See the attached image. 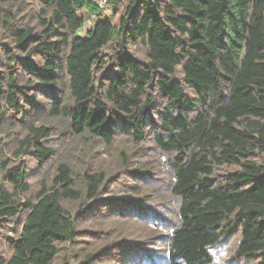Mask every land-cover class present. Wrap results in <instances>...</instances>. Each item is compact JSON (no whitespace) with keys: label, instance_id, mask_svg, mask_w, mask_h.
I'll list each match as a JSON object with an SVG mask.
<instances>
[{"label":"trees","instance_id":"16d2710c","mask_svg":"<svg viewBox=\"0 0 264 264\" xmlns=\"http://www.w3.org/2000/svg\"><path fill=\"white\" fill-rule=\"evenodd\" d=\"M95 1L0 0V264H264V0Z\"/></svg>","mask_w":264,"mask_h":264},{"label":"rangeland","instance_id":"374dc122","mask_svg":"<svg viewBox=\"0 0 264 264\" xmlns=\"http://www.w3.org/2000/svg\"><path fill=\"white\" fill-rule=\"evenodd\" d=\"M80 12L85 16V23L81 29L77 30V37H84L87 34L86 31L91 29L92 26L96 25V23H98L99 21H105L107 19V17H105L104 15L97 16L96 14L100 13L99 11H95V13L90 15L88 10L86 8H83Z\"/></svg>","mask_w":264,"mask_h":264},{"label":"built area","instance_id":"2783aa9c","mask_svg":"<svg viewBox=\"0 0 264 264\" xmlns=\"http://www.w3.org/2000/svg\"><path fill=\"white\" fill-rule=\"evenodd\" d=\"M109 2L110 0H96L95 5L97 10L105 15H110Z\"/></svg>","mask_w":264,"mask_h":264}]
</instances>
